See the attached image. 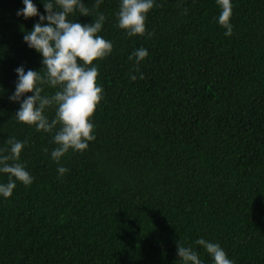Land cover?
<instances>
[{"label":"trees","instance_id":"trees-1","mask_svg":"<svg viewBox=\"0 0 264 264\" xmlns=\"http://www.w3.org/2000/svg\"><path fill=\"white\" fill-rule=\"evenodd\" d=\"M84 3L105 14L99 34L113 51L94 61L95 140L64 155L60 176L43 151L52 133L17 121L8 99L18 65L42 67L23 40L38 16L0 0V145L27 140L20 159L34 177L0 197V264H181L178 241L212 264L200 236L234 264H264V0H233L231 36L216 0H156L151 35L131 37L116 26L119 0ZM140 46L149 55L137 69L128 57Z\"/></svg>","mask_w":264,"mask_h":264},{"label":"clouds","instance_id":"clouds-1","mask_svg":"<svg viewBox=\"0 0 264 264\" xmlns=\"http://www.w3.org/2000/svg\"><path fill=\"white\" fill-rule=\"evenodd\" d=\"M156 0H119L116 26L129 36L151 35L146 31V19ZM44 11H40L34 0H22L24 7L17 9V15L24 19L38 16L31 29H24L23 40L29 48L41 56L39 70L18 65L14 90L8 99L17 102L15 111L17 121L35 128L38 132L52 133L51 151L45 147L50 158L57 162V173L63 176L69 169L59 163L69 151L83 152L89 141L95 140V125L92 116L103 99V85L98 83V64L113 51V42L99 33L106 17L103 12L93 16L84 0H41ZM102 0H95L98 8ZM220 11L216 22L225 29L224 35L233 34L231 16L233 0H216ZM91 16V22L82 23L72 19L76 13ZM149 50L140 46L135 48L128 59L133 60L138 69L140 61L146 59ZM42 69V71H41ZM137 79L136 73L129 75ZM143 78V73H140ZM52 89L46 92L45 89ZM31 93V94H29ZM50 109L54 115L49 116ZM27 140L14 136L5 139L0 145V174L7 180H0V197L9 198L17 186V181L30 186L34 177L21 161V153ZM194 243L200 245L211 257L212 264H234L225 249L218 243L198 237ZM177 256L181 264H205L198 251L192 246L177 242Z\"/></svg>","mask_w":264,"mask_h":264}]
</instances>
